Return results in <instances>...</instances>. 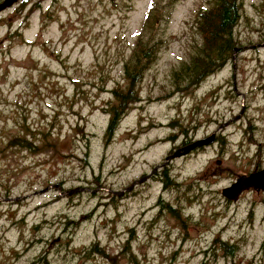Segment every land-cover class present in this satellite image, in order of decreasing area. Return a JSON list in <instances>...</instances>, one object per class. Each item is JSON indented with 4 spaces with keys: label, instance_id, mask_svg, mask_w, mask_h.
<instances>
[{
    "label": "rangeland",
    "instance_id": "rangeland-1",
    "mask_svg": "<svg viewBox=\"0 0 264 264\" xmlns=\"http://www.w3.org/2000/svg\"><path fill=\"white\" fill-rule=\"evenodd\" d=\"M151 1L27 0L0 13V264L43 253L50 264H264V193L222 195L264 168V0H242L241 48L185 91L174 71L202 43L197 20L212 0H177L140 100L108 139L113 90L127 84ZM212 135L153 173L182 142ZM18 136L39 150L11 146ZM125 244L135 261L120 255ZM98 245L106 254L89 252Z\"/></svg>",
    "mask_w": 264,
    "mask_h": 264
},
{
    "label": "trees",
    "instance_id": "trees-1",
    "mask_svg": "<svg viewBox=\"0 0 264 264\" xmlns=\"http://www.w3.org/2000/svg\"><path fill=\"white\" fill-rule=\"evenodd\" d=\"M177 0H152L143 20L134 47L129 58L124 62V71L127 84L125 87L113 90L114 102L110 106V120L106 129V136L110 139L118 125L128 111L130 105L140 100L139 86L144 72L156 61L161 49L165 45L163 25L171 16ZM26 0L23 1L25 3ZM242 17V0H212L211 5L202 8L197 20V29L202 36V43L188 61L174 71L176 88L185 91L199 85L205 78L223 69L234 58L238 46L235 31ZM221 140V139H220ZM11 146H18L31 151H38L39 147L26 137H14L10 140ZM98 178V177H97ZM165 184H175L168 169L163 170ZM168 185V186H169ZM95 192V191H92ZM79 193V192H78ZM170 211L175 210L167 204ZM176 215V214H175ZM78 226V222L72 221ZM227 255H233L236 246L225 241H216ZM104 247L98 245L87 249V252L106 254ZM121 256L135 261L136 255L130 244H125ZM31 264H50L48 257L43 253ZM112 264H119V260L112 259Z\"/></svg>",
    "mask_w": 264,
    "mask_h": 264
},
{
    "label": "water",
    "instance_id": "water-1",
    "mask_svg": "<svg viewBox=\"0 0 264 264\" xmlns=\"http://www.w3.org/2000/svg\"><path fill=\"white\" fill-rule=\"evenodd\" d=\"M23 1V0H0V13L4 11L6 8L11 7L13 4ZM237 50V49H236ZM236 52V51H235ZM215 140V135H212L211 137H208L203 140H198L193 142L192 144L186 146L183 150H177L171 155L167 156L165 163L161 165L162 167L165 166L166 164L170 163L173 159H176L178 157H181L183 155L188 154L189 152L192 151V149H195L199 146H203L206 144H209L211 142H214ZM158 169L155 168L153 173ZM152 173V174H153ZM149 176H144L141 179H138L134 181L129 187H126L125 189L121 191H114L115 194L119 196H123L125 192H130L135 186L139 183H142L148 179ZM255 190L257 192L262 191L264 193V168L261 170H256L250 174H244L240 177L237 178V180L232 183L229 187H226L222 190V195L224 198L230 201H238L240 196L248 190ZM85 190L84 188H76L72 189L67 192L68 195L75 193V192H82Z\"/></svg>",
    "mask_w": 264,
    "mask_h": 264
},
{
    "label": "flooded vegetation",
    "instance_id": "flooded-vegetation-1",
    "mask_svg": "<svg viewBox=\"0 0 264 264\" xmlns=\"http://www.w3.org/2000/svg\"><path fill=\"white\" fill-rule=\"evenodd\" d=\"M217 140H220L221 139V136H219V135H217V138H216ZM191 143H188L187 144V142H182L180 145H178V146H176L175 148H174V150H183L186 146H188V145H190ZM197 149H199V148H196V149H193L189 154H191L193 151L195 152ZM174 150H172V151H170L169 152V154H172L173 152H174ZM189 154H187V155H189ZM187 155H185V156H187ZM184 157V156H183ZM182 158V157H181ZM161 168H163V167H161Z\"/></svg>",
    "mask_w": 264,
    "mask_h": 264
}]
</instances>
